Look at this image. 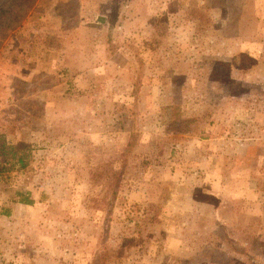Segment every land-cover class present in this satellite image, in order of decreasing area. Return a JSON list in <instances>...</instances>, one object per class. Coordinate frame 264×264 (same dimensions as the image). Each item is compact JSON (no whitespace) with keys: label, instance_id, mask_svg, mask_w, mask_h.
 I'll return each instance as SVG.
<instances>
[{"label":"rangeland","instance_id":"1","mask_svg":"<svg viewBox=\"0 0 264 264\" xmlns=\"http://www.w3.org/2000/svg\"><path fill=\"white\" fill-rule=\"evenodd\" d=\"M20 141L0 264H264V0H35L0 49Z\"/></svg>","mask_w":264,"mask_h":264},{"label":"trees","instance_id":"2","mask_svg":"<svg viewBox=\"0 0 264 264\" xmlns=\"http://www.w3.org/2000/svg\"><path fill=\"white\" fill-rule=\"evenodd\" d=\"M35 0H25V7L22 8V1L12 4L8 12L1 14L0 16V49L3 46V42L8 38V35L18 28L23 19L25 18L29 9L34 5ZM14 5V6H13ZM0 152L2 157L7 162L10 161V167L3 166L0 168V175L5 178L8 176V172L13 170L14 167H18L17 170H22L27 167V159L31 156V145L24 143L22 141L16 143H3L0 146ZM4 163V162H3ZM5 165V163H4ZM7 167V168H5ZM5 168V170H4ZM26 193V192H25ZM20 203L31 206L34 204L33 200L29 197V194L26 196H20ZM2 213L7 214L6 210H3Z\"/></svg>","mask_w":264,"mask_h":264}]
</instances>
